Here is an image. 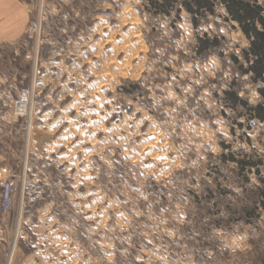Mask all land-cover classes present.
<instances>
[{
    "label": "rangeland",
    "instance_id": "1",
    "mask_svg": "<svg viewBox=\"0 0 264 264\" xmlns=\"http://www.w3.org/2000/svg\"><path fill=\"white\" fill-rule=\"evenodd\" d=\"M21 1L25 36L0 44L6 264H264L260 97L223 7L194 28L181 0Z\"/></svg>",
    "mask_w": 264,
    "mask_h": 264
},
{
    "label": "trees",
    "instance_id": "2",
    "mask_svg": "<svg viewBox=\"0 0 264 264\" xmlns=\"http://www.w3.org/2000/svg\"><path fill=\"white\" fill-rule=\"evenodd\" d=\"M171 2H176V0L151 3L156 4L157 12L168 14L166 8ZM215 2L223 7L227 15L226 19L235 22L247 40L248 46L242 50V58L247 67L242 68L241 72L249 75L251 83L257 85L256 91L260 97L259 103L249 108V114L252 119L264 123V0L262 3L258 0H181L179 4L191 16V24L196 28L198 14H212ZM196 40L195 49L198 53V42L203 48L207 40H198V37ZM224 94L233 101L238 98L234 91H225ZM260 182L263 185L262 196L264 197V180L260 179ZM262 206L264 207V202Z\"/></svg>",
    "mask_w": 264,
    "mask_h": 264
},
{
    "label": "crops",
    "instance_id": "3",
    "mask_svg": "<svg viewBox=\"0 0 264 264\" xmlns=\"http://www.w3.org/2000/svg\"><path fill=\"white\" fill-rule=\"evenodd\" d=\"M30 17L29 8L21 0H0V44H10L22 39L25 36ZM26 147L28 148V138ZM23 163L25 169L27 159L23 160ZM9 173L10 165L1 160L0 193L3 183L7 179L13 180V177H9ZM8 239V225L0 218V264H6L5 251L9 244Z\"/></svg>",
    "mask_w": 264,
    "mask_h": 264
},
{
    "label": "built area",
    "instance_id": "4",
    "mask_svg": "<svg viewBox=\"0 0 264 264\" xmlns=\"http://www.w3.org/2000/svg\"><path fill=\"white\" fill-rule=\"evenodd\" d=\"M28 99V95L25 94L22 96L20 99L21 103H26ZM13 180L12 179H7L3 185H2V190L0 193V213L5 216H9L13 212V199H14V194H13ZM20 225V221H18L16 225V230L18 231ZM15 243V242H14Z\"/></svg>",
    "mask_w": 264,
    "mask_h": 264
},
{
    "label": "bare ground",
    "instance_id": "5",
    "mask_svg": "<svg viewBox=\"0 0 264 264\" xmlns=\"http://www.w3.org/2000/svg\"><path fill=\"white\" fill-rule=\"evenodd\" d=\"M104 48H105L104 45H100V47H98V50L97 51L99 53H102L104 51Z\"/></svg>",
    "mask_w": 264,
    "mask_h": 264
}]
</instances>
